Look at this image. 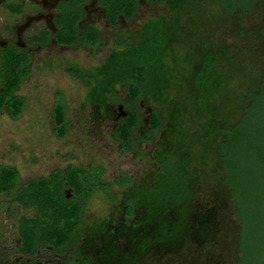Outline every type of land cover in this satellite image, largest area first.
<instances>
[{
	"label": "rangeland",
	"instance_id": "1",
	"mask_svg": "<svg viewBox=\"0 0 264 264\" xmlns=\"http://www.w3.org/2000/svg\"><path fill=\"white\" fill-rule=\"evenodd\" d=\"M56 1L0 0V46L21 48L25 38L36 36L42 29L51 30L57 13ZM136 1L134 19L121 22L117 28L104 22L93 2L84 5V18L78 29L83 31L87 24L95 27L100 43L94 49L61 48L51 39L45 46L32 47L28 75L17 91L24 102L21 115L11 121L5 111L0 112V164L14 166L19 172L10 194H0V251L4 262L18 256L17 219L31 215L21 210L14 200L20 187L48 178L53 171L69 165L100 166L101 178L106 183L126 177L132 181L125 187L114 186L108 192L95 191L88 198L81 215L84 227L79 234L71 236L72 242H80L93 223L147 220L145 225L153 227L154 233L150 235V231L143 236L157 239L164 248L159 245L158 251L145 248L144 253L149 256L155 253L160 262H173L180 257L182 264H236L240 259L237 212L229 190L222 183L211 140L199 138L208 123L206 114L193 104L198 97L194 81L204 70L205 80L209 78L214 83L207 91L211 97L207 110L209 121L216 120L218 127H225L239 120L242 108L249 101L247 95L258 90L264 77V0H257L251 11L231 15L223 14L212 0H164L162 5H155L154 0ZM9 5H20L22 10L19 14L12 13ZM148 20L158 30L155 42L162 44L160 58L168 76L166 89L170 101L153 102L155 99L147 96L137 102L140 124L132 132L131 149L123 150L112 132L126 116L122 103L125 92L116 86L112 94L106 95L104 104L93 105L94 100L89 98L91 88H85L82 81L68 75L66 70H79L83 75L92 73L103 64L118 41L139 42L142 25ZM56 94L65 107L63 139L55 137L52 124ZM169 103L174 111H179L181 121L178 122H184L186 130L177 123L174 140H167L162 147L165 152H161V157H167L168 165L162 173H157L159 168L153 155L170 134L169 119L163 120L156 134H149L147 139L141 135L147 129L149 115L155 110L162 113ZM254 117L252 127L257 120L264 126L262 117ZM197 120L201 121L199 128ZM242 126L240 131L250 139V116ZM183 131L186 142L177 139L185 136ZM243 143L231 147L232 189L241 203L245 223L241 264H264V210L261 207L264 187L255 180L250 181V151L246 142ZM173 170L177 179L173 178ZM142 186L146 217L143 206L132 203L135 212L124 216L119 205L130 204L135 188L139 189L136 195L140 198Z\"/></svg>",
	"mask_w": 264,
	"mask_h": 264
},
{
	"label": "trees",
	"instance_id": "2",
	"mask_svg": "<svg viewBox=\"0 0 264 264\" xmlns=\"http://www.w3.org/2000/svg\"><path fill=\"white\" fill-rule=\"evenodd\" d=\"M212 1L221 7L222 13L225 15H231L237 11H251L257 2V0ZM86 2L87 0H65L61 2L57 7V15L53 19L54 31L52 33L45 30L40 32L39 36L27 39L28 45L40 44L45 46L48 40L51 39L58 47L94 49L100 43V36L95 27L87 24L83 27V31L78 29V24L83 18L82 5ZM154 3L162 5L164 0H154ZM97 5L104 11L106 23L114 28L119 26V18L124 21L132 19L137 8L135 0H99ZM9 9L15 13L20 10L19 7H9ZM151 23L153 22L148 20L142 25L139 42L135 43L127 40L126 43H123L118 41L103 64L98 68H94L92 73L83 75L79 70H66L68 75L82 81L85 88H91L89 98L94 100L93 105L101 106L104 104L106 95L112 94L116 86L125 92L126 98L122 103L126 109V116L112 132L113 139L120 143L123 150L131 149L133 143L132 132L140 124L137 102L147 96L155 99L153 102H163L165 104V100L170 101L166 89L168 76L164 71L165 68L160 58L162 44L155 42L154 36L158 33V30H155L156 26H151ZM112 57H115V59H112ZM29 62L30 54L24 50L13 47L0 49V112L5 111L11 121L18 120L23 109V98L17 95V91L20 83L28 75ZM197 77L194 86L198 97L193 104H197L198 110L206 114L208 123L199 138H201L200 141H205L203 137H208L212 141H210V146L219 161L222 183L229 190V198L237 212L239 221L237 250L240 259L236 264H241L243 262L241 238L245 223L241 213V203L238 196L235 195L236 191L232 189L234 164L231 162V156H233L231 147L246 142L247 151H250V181L255 180L264 187V129H260L264 126L263 122L259 120L254 123L253 127V123L251 124L254 116H258V118L260 116L264 119V107H261L262 100H264V77L258 90L247 95L246 99L249 98V101L242 108L239 120L235 124L225 127H218L216 120L209 121L211 118L207 110L208 100L211 97L207 91L214 83L209 81V78L205 80L204 70ZM216 86L218 87V85ZM212 93L215 94L214 91ZM58 95L55 96L51 117L55 137L63 139L66 135L65 107L61 101L57 100ZM174 109L171 104L170 106L166 104L162 113H158L157 110L153 111L148 117L147 129L141 135L143 139H147L149 134H156L162 127L163 120L169 119L168 129L170 134L165 141L157 146V151L153 155L154 162L159 168V170H156L157 173H162L168 165V162L165 163L167 157H161L163 155H161V152L164 151L162 149L163 144L167 140H174L172 136H176L174 132L178 129V121H181L178 117L179 111H174ZM249 116L250 139L244 132L240 131ZM197 122L199 128L201 121L197 120ZM179 125L183 130H186L184 122ZM213 135L218 138L217 141L214 140ZM177 139L186 142V132L185 136ZM102 174L103 169L100 166L79 168L69 165L64 169L53 171L48 178L33 181L20 187L14 196V200L21 210L31 212V215L17 219L19 243L16 252L23 257H32L38 250L45 247H51L53 250L59 251L68 244L71 236L82 226V211L86 201L95 191L108 192L114 186L125 187L132 184V181L127 177L123 180L116 178L111 183H106L101 178ZM174 174L173 178L177 179L176 172ZM18 177L19 172L16 167L0 164V194L8 196ZM143 188L144 186L141 187L140 193L142 201L139 195H136L140 192L139 189L136 190L135 188L132 191L126 216L133 215V205L135 204L143 206L144 217H146L147 209L145 208L146 201L144 200ZM261 207L264 210L263 200ZM0 264L37 263L24 261L23 259L4 262L0 251ZM76 264L83 263L79 261Z\"/></svg>",
	"mask_w": 264,
	"mask_h": 264
},
{
	"label": "flooded vegetation",
	"instance_id": "3",
	"mask_svg": "<svg viewBox=\"0 0 264 264\" xmlns=\"http://www.w3.org/2000/svg\"><path fill=\"white\" fill-rule=\"evenodd\" d=\"M63 1L65 0L56 1L55 10H57L58 5ZM98 1L99 0H87V2L82 5L83 18L85 12L84 5H86L88 2H93V4H95L96 7L100 10L102 14V18L106 23L104 11L97 5ZM7 7L8 10L12 13L15 12L10 10L9 7H19L20 8L19 12H16L15 14H19L22 10V7L20 5L17 6L9 5ZM136 11L133 14L132 19H130L129 21H132L134 19ZM56 15L57 13L54 15V17ZM53 19H52V26H53ZM82 20L79 22V24L82 22ZM119 22L127 23L128 21H124L123 19L119 18ZM44 30L45 29H42L40 32ZM53 31H54V26L53 28H51V30H48L47 32L52 33ZM40 32L36 36H39ZM27 39L29 38H25L23 42V46L17 49L24 50L25 52L30 54L31 50L33 49L32 47H37V48L41 47L40 44L29 46L27 43ZM9 47L12 48L13 46H7V45L0 46V49H7ZM61 48H66V47H61ZM119 207L122 209L123 214L125 216V214L127 213V206L119 205ZM134 208L135 207H133V213L135 212ZM82 226L79 229H77L74 234H79L81 232L80 230L82 229ZM152 228L153 227L146 226L145 222H141V221L133 222L132 220H126V221L113 220L110 222L107 221L106 223L104 222L93 223L90 224V227L88 228L89 232L87 231V235L80 237V242L79 241L72 242L73 240H71L70 238L68 244L63 246L59 251H55L51 247H45L43 248L45 249L44 250L45 252L43 251V249L38 250L32 257L30 256L23 257L20 254H18L16 258L9 260V262L23 259L24 261L33 262L37 264H76V262L79 261H81V263L83 264H170L175 261L178 264H182L183 261L182 262L179 261L180 258L179 256H177L179 258L173 259V262L171 261L160 262L161 259L157 258V256H155L156 255L155 253L154 254L152 253L151 255L152 257L149 256V253L146 252L144 253L145 248L148 249L152 248L158 251V249H160L158 248L159 246L161 247L164 246V245H160L159 241L153 237L143 236L146 233L149 234ZM152 234L153 232L151 231L150 235ZM139 235L141 236L138 237ZM41 252L44 253L42 254Z\"/></svg>",
	"mask_w": 264,
	"mask_h": 264
}]
</instances>
